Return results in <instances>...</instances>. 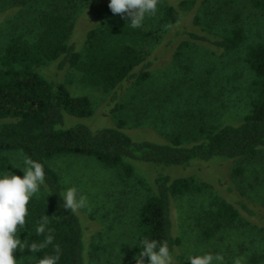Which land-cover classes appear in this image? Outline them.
<instances>
[{"label":"rangeland","instance_id":"obj_1","mask_svg":"<svg viewBox=\"0 0 264 264\" xmlns=\"http://www.w3.org/2000/svg\"><path fill=\"white\" fill-rule=\"evenodd\" d=\"M174 1L177 0H160L155 16H146L142 27H132L137 49L153 65L145 82L127 85L118 99L117 111L107 112L110 92L85 84L78 69L67 67L58 72V79L73 96H85L92 105L90 118H73V123L101 128L121 120L135 140L166 141L179 136L184 144H191L202 140L199 128L235 124L250 112L256 90L245 55L250 46L264 42V12L252 8L250 0H205L199 8L201 24L196 31L219 37L240 25L245 34L240 47L225 52L203 43L167 47L171 29L161 20V12ZM109 3L110 0H0V55L11 38L34 39L40 31V18L51 12L70 17L71 38L83 53L90 28L121 17L111 12ZM37 70L48 79L55 66L46 64ZM1 155L7 158L8 168L0 178L8 174L23 178L25 157L18 151ZM49 164L59 176L63 193L75 187L88 197L91 211H77L85 226L86 264H137L140 251L136 246V217L139 206L152 193L151 169L134 164L133 173L124 176L120 169L107 168L81 156H62ZM170 173L193 176L208 185L201 193L173 200L174 233L181 239L177 252L188 263L189 256L211 253L222 255L223 264H234L238 258L241 264H264V146L252 158ZM219 179L221 184L231 186L256 215L241 211L231 223L204 238L202 227L213 225L207 214L216 209V201L230 198ZM42 192L41 186L35 196ZM143 264H149L147 257Z\"/></svg>","mask_w":264,"mask_h":264},{"label":"trees","instance_id":"obj_2","mask_svg":"<svg viewBox=\"0 0 264 264\" xmlns=\"http://www.w3.org/2000/svg\"><path fill=\"white\" fill-rule=\"evenodd\" d=\"M204 1L177 0L163 8L161 20L171 29L167 47L203 43L218 52L240 47L245 40L240 25H234L219 37L196 31L201 24L199 8ZM250 5L264 12V0H250ZM72 34L73 24L68 15L45 13L34 39L11 38L0 55V174L8 168L7 158L1 154L18 151L40 162L46 176L43 192L28 205V224L19 238L22 242H43L47 231L37 235L36 228L44 215L51 218L47 227L54 230L53 245L39 253L17 251L14 253L17 261L38 264L44 255H56L54 245L58 244V264H86L84 223L77 212L71 213L63 207L60 179L49 164L58 157L81 156L107 168L120 169L124 176L133 173L134 164L147 165L151 169L152 193L137 211V249L143 250L144 239L167 241L173 262L190 264L177 252L181 239L174 233L172 204L174 199L203 192L208 185L193 176L170 172L252 158L264 146V42L250 46L245 55L256 90L250 112L235 124L217 129L199 128L202 140L184 144L179 136L166 141L135 140L121 120L101 128L73 123V118H90L92 105L85 96H73L58 79V72L67 67L76 68L82 72L85 84L109 91L107 112L112 113L120 108L118 99L129 83L140 84L149 78L153 61L137 49L136 32L121 17L90 28L85 35L83 53L72 40ZM46 64L55 66L53 76L48 79L37 70ZM69 117L72 119L66 121ZM218 183L230 198L216 201V209L207 214L213 225L202 227L204 238L231 223L241 211L256 215L231 186L221 184L220 179Z\"/></svg>","mask_w":264,"mask_h":264},{"label":"clouds","instance_id":"obj_3","mask_svg":"<svg viewBox=\"0 0 264 264\" xmlns=\"http://www.w3.org/2000/svg\"><path fill=\"white\" fill-rule=\"evenodd\" d=\"M160 0H110L109 9L113 14L130 21L131 27H142L146 16H155L158 11ZM24 176L8 174L0 178V264H17L15 252L28 250L32 253H39L49 245H53V229L48 228L50 219L44 215L36 228L37 235H43L47 231L45 239L41 243L23 242L19 238L20 233L26 230L27 217L29 215L28 205L32 198L40 191L45 183V171L43 165L25 157ZM63 207L76 213L81 209L91 207L86 195L78 193L77 188H66L63 193ZM143 250L139 253L137 264H143V258L147 257L149 264H173V257L170 253L167 241L156 240L142 241ZM56 255H44L38 259V264H58L60 259V246L54 245ZM190 264H223L222 255L211 253L203 256H189ZM234 264H241L238 258Z\"/></svg>","mask_w":264,"mask_h":264}]
</instances>
